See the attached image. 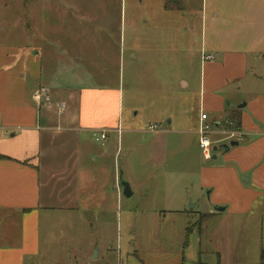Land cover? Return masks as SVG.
<instances>
[{"label": "crops", "instance_id": "1", "mask_svg": "<svg viewBox=\"0 0 264 264\" xmlns=\"http://www.w3.org/2000/svg\"><path fill=\"white\" fill-rule=\"evenodd\" d=\"M64 1L83 13L82 0ZM166 1L159 14L176 20L174 42H147L136 51L108 38L102 45V37L96 47L93 37L91 44L74 41V80L102 84L44 83L53 79V63L33 52L29 27L17 25L10 44L0 38V264H264V0H175L182 8ZM106 2V33L116 24L125 34L124 6ZM89 3L92 9L97 0ZM196 34L200 42H189ZM57 40L59 52L68 53L63 35ZM87 45L102 51L84 59L92 66L98 57L104 70L78 78L77 51ZM207 54L215 59L204 60ZM140 58V88L132 86L129 96L143 117L125 124L124 89L113 74L123 69L124 76L128 67L132 83ZM65 65L58 60L60 70ZM203 112L218 126L216 143L227 144L230 129L245 141L205 159ZM95 131L107 139L96 140ZM125 198L138 213L119 222L138 230L135 243H122L113 258L114 249L95 239L81 255L85 233L114 227L104 220Z\"/></svg>", "mask_w": 264, "mask_h": 264}, {"label": "rangeland", "instance_id": "2", "mask_svg": "<svg viewBox=\"0 0 264 264\" xmlns=\"http://www.w3.org/2000/svg\"><path fill=\"white\" fill-rule=\"evenodd\" d=\"M164 1L166 0H117L119 3V10L122 4L124 6V10L127 12L126 29L125 34L121 35V25L117 28L116 24H114L112 25L110 36L106 33L107 30L104 29L101 23L104 18V13L106 12L103 6L107 4L106 0H97V3H95L94 8L92 9L87 8L88 4H90L89 0H82L80 4L85 16H83V13L76 15L71 9L64 8L63 5H69V3L64 0H0V29H4L6 31L5 35L3 37L0 36V38L2 39V42L10 44V42H15V39H13L14 33L16 30H19L17 29V25L29 27L34 36L32 44V47L34 48L33 52L39 53L40 59L45 63H53V79L45 76L44 83L49 82V84H52L54 87L61 85L73 87L84 84H102L99 82L85 83L74 80V66H72L75 52L73 49V43H75L74 41L76 40V43L81 45L91 44L89 37H93L92 43H95L96 47V45L101 46V44H105V39L108 38V43L114 47L119 48L120 46H123L127 50L135 49L136 51L138 50L140 44H145L147 42H174L176 41V34L170 30V26H173L176 20L163 12L162 14H159V12L164 9L161 7L164 4ZM166 2L167 5L172 7L180 6L182 8L184 4V2H176L175 0ZM198 2L199 0H193L194 5H197ZM89 11H92V14H89ZM149 19L150 23H143L144 20ZM74 27L79 28L78 34H73ZM42 28L46 29V33L44 35L41 31ZM97 31H99L98 34L96 33ZM60 35H63V39L67 45H71L68 53L65 52L62 54L61 51L59 52L58 50L59 47L57 38ZM121 37L124 38L122 39ZM99 38H101V42L103 43L97 44ZM180 40L181 39H178V41ZM188 41H192L194 43L200 42V35L196 34L192 40ZM87 48V50H76L77 53L79 52L78 55L82 56V67L78 69V78L86 77L85 75L89 69L93 72L104 70V66H102V64L98 66V57H94L93 60H95V63L92 66L88 64L86 58L84 59V55L100 54V51L102 50L91 49L92 47L89 45H87ZM99 59L104 61L103 57H100ZM58 60H62L66 63L62 70H60L57 66ZM141 61L142 60L140 58L139 62H133L135 78L132 80V83L130 79H128L130 74L128 67L125 68L124 76L123 69H119L120 72L118 73L115 70V73L113 74V79L120 77V88L122 90L124 89L123 117L125 124L132 122V124L138 125L143 117L142 113L135 115V112H137L139 108L138 101L137 99H133V96H129L132 86H134L137 91L140 88L137 82V70ZM117 67L119 68V66ZM108 74L112 73L109 72ZM57 78H59V81ZM103 84L112 83L105 82ZM210 137L214 142V145L219 147L217 151H214V154H221L223 148L222 143H216L212 135H210ZM124 156L125 150L121 153L120 163L122 171H124L126 176H128L129 167L125 164ZM133 201V198H125L122 205L117 204V206H115L113 210L108 213L104 221H115L114 227H108L106 229L93 228L88 230L89 233H85L86 237L83 239L81 252L79 251L81 255L90 248L89 244L91 246V242L95 239L99 241V245L101 247L104 245H110L114 249V253L112 255L113 258H117L118 253L121 250L122 243H125L126 241L131 242L132 244L135 243L136 239L133 241L130 239L136 236L138 230L126 227L125 222H122V224L119 222L126 221V212L128 217L127 221H132L134 215L138 213ZM68 248L70 249V247ZM96 248H98V246L94 247L93 254H95ZM75 250L76 255L78 256V245L75 247ZM114 262L115 261H113V263Z\"/></svg>", "mask_w": 264, "mask_h": 264}, {"label": "built area", "instance_id": "3", "mask_svg": "<svg viewBox=\"0 0 264 264\" xmlns=\"http://www.w3.org/2000/svg\"><path fill=\"white\" fill-rule=\"evenodd\" d=\"M215 56L213 54H207L204 55V60H214ZM156 125L150 126V129H155ZM214 128H218L216 126V123H212L209 121L208 114L203 112L201 115V124L198 129L199 134V146L202 152V155L205 159H211L214 156V142L212 141L210 135L213 132ZM228 134V137L226 138L227 144H230L231 142H244L245 137L243 133H241L238 130L230 129L226 132ZM93 136L96 140H105L107 139V133L106 131H95L93 133Z\"/></svg>", "mask_w": 264, "mask_h": 264}, {"label": "water", "instance_id": "4", "mask_svg": "<svg viewBox=\"0 0 264 264\" xmlns=\"http://www.w3.org/2000/svg\"><path fill=\"white\" fill-rule=\"evenodd\" d=\"M236 145H238V142H231L230 144H225L222 147L225 149V151H228L231 147L236 146ZM218 148L219 147L217 145H215L214 151H217ZM121 185L124 188V190H123L124 195L127 197H130L132 195V191H131V187H130L129 183H127L126 181L121 179ZM216 210H223V208L222 207H216ZM95 256H97V254Z\"/></svg>", "mask_w": 264, "mask_h": 264}, {"label": "trees", "instance_id": "5", "mask_svg": "<svg viewBox=\"0 0 264 264\" xmlns=\"http://www.w3.org/2000/svg\"><path fill=\"white\" fill-rule=\"evenodd\" d=\"M168 2H171V0H167ZM167 7H170L169 5H167Z\"/></svg>", "mask_w": 264, "mask_h": 264}]
</instances>
